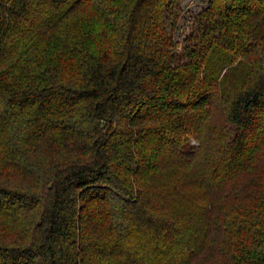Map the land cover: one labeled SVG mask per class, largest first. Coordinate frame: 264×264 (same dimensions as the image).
I'll return each instance as SVG.
<instances>
[{
	"label": "trees",
	"instance_id": "trees-1",
	"mask_svg": "<svg viewBox=\"0 0 264 264\" xmlns=\"http://www.w3.org/2000/svg\"><path fill=\"white\" fill-rule=\"evenodd\" d=\"M0 0V264H264V0Z\"/></svg>",
	"mask_w": 264,
	"mask_h": 264
},
{
	"label": "rangeland",
	"instance_id": "rangeland-1",
	"mask_svg": "<svg viewBox=\"0 0 264 264\" xmlns=\"http://www.w3.org/2000/svg\"><path fill=\"white\" fill-rule=\"evenodd\" d=\"M208 5L209 0H180L176 9L178 21L175 25L173 19L167 23V29L179 50L182 49L186 39L198 30L196 20Z\"/></svg>",
	"mask_w": 264,
	"mask_h": 264
}]
</instances>
